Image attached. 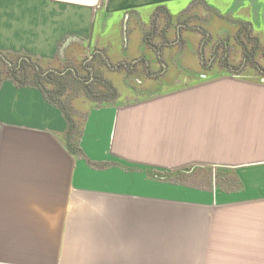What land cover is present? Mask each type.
Here are the masks:
<instances>
[{"label":"crops","instance_id":"1","mask_svg":"<svg viewBox=\"0 0 264 264\" xmlns=\"http://www.w3.org/2000/svg\"><path fill=\"white\" fill-rule=\"evenodd\" d=\"M192 2L0 0V51L50 59L79 40L111 52L114 25ZM67 130L39 88L1 83L0 264H264L263 81L224 76L93 107L83 156L66 147ZM115 162L213 174L204 188Z\"/></svg>","mask_w":264,"mask_h":264},{"label":"rangeland","instance_id":"2","mask_svg":"<svg viewBox=\"0 0 264 264\" xmlns=\"http://www.w3.org/2000/svg\"><path fill=\"white\" fill-rule=\"evenodd\" d=\"M191 5L177 15L154 10L147 23L138 17L114 25L111 52L98 41L75 40L62 43L56 57L39 62L44 70L65 76L61 99L79 118L93 107L140 102L213 78L264 82V0H194ZM225 56L227 67L220 66ZM0 65V78H5L7 68ZM115 164L158 180L173 173ZM189 169L180 182L207 188L213 171ZM81 252L74 250L71 257Z\"/></svg>","mask_w":264,"mask_h":264},{"label":"trees","instance_id":"3","mask_svg":"<svg viewBox=\"0 0 264 264\" xmlns=\"http://www.w3.org/2000/svg\"><path fill=\"white\" fill-rule=\"evenodd\" d=\"M159 12L168 13L166 8L163 6H160L156 9V13ZM227 62V57H223L220 62V66H227ZM1 63L5 64L7 68V76L5 78H0V85L4 80L9 79L12 80L18 87L39 88L50 103L56 105L62 110L68 122V130L64 137L66 147L72 154L83 156L84 154L79 146V140L83 133L84 124L88 113H86L84 118H79L75 111L70 109L68 104L61 99L62 96H64L66 89L65 83H62L61 79H65V76H60L55 71L44 70L38 58H33L27 55L15 56L5 54L0 51V64ZM106 87L109 89V92L114 90L109 85ZM194 170L197 172L200 170L207 171L208 169L195 168ZM188 171H190V169H183L173 173H167L164 175V178L160 179L177 182L185 181L183 180V177Z\"/></svg>","mask_w":264,"mask_h":264},{"label":"water","instance_id":"4","mask_svg":"<svg viewBox=\"0 0 264 264\" xmlns=\"http://www.w3.org/2000/svg\"><path fill=\"white\" fill-rule=\"evenodd\" d=\"M68 2L72 3H80L86 6H97L100 4L101 0H68Z\"/></svg>","mask_w":264,"mask_h":264}]
</instances>
